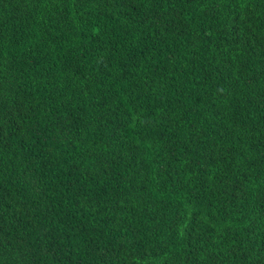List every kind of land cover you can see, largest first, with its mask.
Here are the masks:
<instances>
[{"label": "trees", "instance_id": "1", "mask_svg": "<svg viewBox=\"0 0 264 264\" xmlns=\"http://www.w3.org/2000/svg\"><path fill=\"white\" fill-rule=\"evenodd\" d=\"M0 264H264V0H0Z\"/></svg>", "mask_w": 264, "mask_h": 264}]
</instances>
